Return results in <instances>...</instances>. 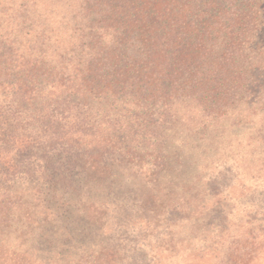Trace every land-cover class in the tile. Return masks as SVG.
Masks as SVG:
<instances>
[{
    "label": "trees",
    "instance_id": "obj_1",
    "mask_svg": "<svg viewBox=\"0 0 264 264\" xmlns=\"http://www.w3.org/2000/svg\"><path fill=\"white\" fill-rule=\"evenodd\" d=\"M259 115L264 0H0V238L75 209L108 226L91 191L129 204L123 176L175 164V127ZM242 245L234 264L262 244ZM16 250L4 264H46Z\"/></svg>",
    "mask_w": 264,
    "mask_h": 264
},
{
    "label": "rangeland",
    "instance_id": "obj_2",
    "mask_svg": "<svg viewBox=\"0 0 264 264\" xmlns=\"http://www.w3.org/2000/svg\"><path fill=\"white\" fill-rule=\"evenodd\" d=\"M169 136L163 154L175 164L156 180L125 173L129 204H111L118 191L109 200L91 191L100 213L111 207L108 226L75 209L66 229L1 237L0 264L16 249L46 264H234L235 248L253 250L254 240L262 245L250 264H264V115L226 118L201 133L178 125Z\"/></svg>",
    "mask_w": 264,
    "mask_h": 264
}]
</instances>
